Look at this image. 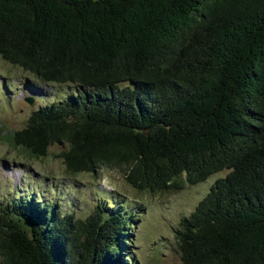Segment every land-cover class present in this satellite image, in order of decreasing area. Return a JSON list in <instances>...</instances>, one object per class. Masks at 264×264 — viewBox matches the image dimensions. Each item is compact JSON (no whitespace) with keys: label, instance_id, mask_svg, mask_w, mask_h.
<instances>
[{"label":"trees","instance_id":"1","mask_svg":"<svg viewBox=\"0 0 264 264\" xmlns=\"http://www.w3.org/2000/svg\"><path fill=\"white\" fill-rule=\"evenodd\" d=\"M0 57L65 90L10 143L152 193L228 170L181 220V264H264V0H0ZM38 193L0 208V264L134 263L133 211Z\"/></svg>","mask_w":264,"mask_h":264},{"label":"rangeland","instance_id":"2","mask_svg":"<svg viewBox=\"0 0 264 264\" xmlns=\"http://www.w3.org/2000/svg\"><path fill=\"white\" fill-rule=\"evenodd\" d=\"M26 84L29 90L24 92ZM63 93L61 87L47 85L0 57V208L21 194L36 191L44 200L58 201L64 212L85 218L98 204L114 201L122 211H133L134 225L126 250L133 264H181L177 238L181 220L229 171L197 185L187 183L184 176L179 180L181 189L152 193L130 185L124 167L104 166L96 173H70L60 157L67 145H54L47 157L33 158L9 142L8 136L23 129L35 110L62 98ZM27 97L37 100L33 107L26 102Z\"/></svg>","mask_w":264,"mask_h":264},{"label":"water","instance_id":"3","mask_svg":"<svg viewBox=\"0 0 264 264\" xmlns=\"http://www.w3.org/2000/svg\"><path fill=\"white\" fill-rule=\"evenodd\" d=\"M30 102V101H29ZM32 104V103H31Z\"/></svg>","mask_w":264,"mask_h":264}]
</instances>
